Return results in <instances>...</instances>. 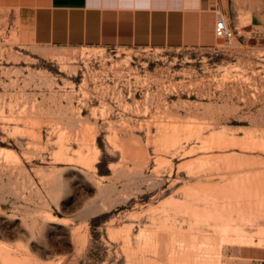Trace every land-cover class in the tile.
<instances>
[{
  "label": "rangeland",
  "instance_id": "374dc122",
  "mask_svg": "<svg viewBox=\"0 0 264 264\" xmlns=\"http://www.w3.org/2000/svg\"><path fill=\"white\" fill-rule=\"evenodd\" d=\"M226 4L186 49L36 45L0 0V264H264V0Z\"/></svg>",
  "mask_w": 264,
  "mask_h": 264
},
{
  "label": "crops",
  "instance_id": "0c3cea01",
  "mask_svg": "<svg viewBox=\"0 0 264 264\" xmlns=\"http://www.w3.org/2000/svg\"><path fill=\"white\" fill-rule=\"evenodd\" d=\"M32 42L47 46H114L211 49L226 0H20ZM264 29L253 11L245 26Z\"/></svg>",
  "mask_w": 264,
  "mask_h": 264
},
{
  "label": "built area",
  "instance_id": "2783aa9c",
  "mask_svg": "<svg viewBox=\"0 0 264 264\" xmlns=\"http://www.w3.org/2000/svg\"><path fill=\"white\" fill-rule=\"evenodd\" d=\"M216 35L219 38L232 39L234 30L225 17H220L216 23Z\"/></svg>",
  "mask_w": 264,
  "mask_h": 264
},
{
  "label": "bare ground",
  "instance_id": "6f19581e",
  "mask_svg": "<svg viewBox=\"0 0 264 264\" xmlns=\"http://www.w3.org/2000/svg\"><path fill=\"white\" fill-rule=\"evenodd\" d=\"M59 53H60V52H59ZM61 53H62V52H61ZM61 53H60V54H61ZM54 54H55V52H54ZM56 54H58V52H57ZM62 54H64V52H63ZM57 56H58V55H57ZM216 214H217V213H216Z\"/></svg>",
  "mask_w": 264,
  "mask_h": 264
}]
</instances>
